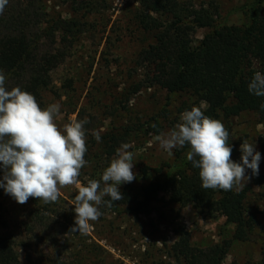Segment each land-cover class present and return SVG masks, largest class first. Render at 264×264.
<instances>
[{"label":"rangeland","instance_id":"obj_1","mask_svg":"<svg viewBox=\"0 0 264 264\" xmlns=\"http://www.w3.org/2000/svg\"><path fill=\"white\" fill-rule=\"evenodd\" d=\"M141 0H41L47 13L45 27L55 19L64 20L71 31L56 33L57 46L65 52L64 59L51 72V83L43 92V108L59 103L57 124L62 129L71 118H87V165L78 177L81 184L99 180L103 170L115 156L112 139L124 137L135 153L131 183L120 185V192L131 201L115 209L99 208L102 215L90 221L92 229L87 235L69 233L56 242L24 244V227L28 223L27 203L18 204L9 195L0 199V235L13 239L20 264H186L174 257L171 246L177 232L189 235L192 246L205 248L229 241L224 264L264 263V200L259 194L264 186L254 185L252 178L241 189H247L245 207L253 216L255 225L250 239L233 240L235 226L226 223L223 213L207 214L192 205L180 206L168 202L167 194H159L146 214L128 211L134 200L140 199L141 188L152 179L153 169L165 175L177 162L180 148L172 155L162 149L154 137L171 130L180 122L184 105H193L195 99L186 93L169 94L158 86L133 88L143 78L139 55L152 42L135 19ZM194 8L210 7L215 11L214 27L242 26L250 19L251 10L264 0H177ZM211 29H197L194 37L200 40ZM200 107L205 108L204 104ZM220 120L228 130L232 146L231 159L241 162L240 145L244 140L254 143L261 154L259 174H264V152L258 139L264 137V123L250 112L238 117ZM154 124L159 133L154 131ZM102 130V131H100ZM93 131H100L97 142ZM128 131V133H127ZM147 170L145 178L143 170ZM250 176V169H246ZM75 186L61 189L60 205L68 212L70 226L74 225ZM86 246L99 247L95 254L87 253ZM66 251H63V248ZM86 248V249H85ZM82 252L79 254V252ZM22 257V259H20ZM57 262V261H56Z\"/></svg>","mask_w":264,"mask_h":264},{"label":"trees","instance_id":"obj_2","mask_svg":"<svg viewBox=\"0 0 264 264\" xmlns=\"http://www.w3.org/2000/svg\"><path fill=\"white\" fill-rule=\"evenodd\" d=\"M214 17L215 11L210 7L194 8L177 0H141L135 19L152 42L140 52L143 78L134 86L133 93L158 86L169 94L186 93L195 99L193 105H184L181 113L204 104L202 111L213 119L250 112L259 123H264V110L260 107L264 97L248 90L257 71L264 75V6L259 2L253 7L249 21L242 26L214 27ZM46 19L41 0H8L0 14V69L6 77L5 87L11 90L18 86L30 92L42 109L43 92L51 83V72L65 57L64 50L57 46L56 33L61 29L71 31L69 24L61 19L52 20L51 26L45 27ZM204 28L211 31L196 40L195 31ZM154 125V131L159 133V127ZM112 141L114 146H120L125 138L115 137ZM258 145L264 152V137L258 139ZM187 151V145L179 149L177 162L165 175H161V169L152 170V179L142 186L140 199L134 200L128 211L146 214L152 203L158 201L159 194H167L170 203L182 207L192 205L210 215L223 213L226 223L235 226L233 240L248 241L255 222L245 207L247 189H204L199 169L186 159ZM146 173L144 169L145 178ZM2 175L0 168V179ZM251 178L254 185L264 186V174L251 175ZM3 195L5 192L0 188V199ZM122 196L111 207L102 204L101 209H115L131 202L126 195ZM259 196L264 200V191ZM27 205L25 247L38 242H56L71 233L68 212L61 207L60 198L50 204L29 198ZM0 224H3L1 214ZM176 235L177 240L171 246L176 259L186 264H224L229 241L198 248L190 244L186 232L179 231ZM86 248L90 254L99 249ZM84 258V255L79 257V264ZM0 264H20L9 235H0Z\"/></svg>","mask_w":264,"mask_h":264},{"label":"clouds","instance_id":"obj_3","mask_svg":"<svg viewBox=\"0 0 264 264\" xmlns=\"http://www.w3.org/2000/svg\"><path fill=\"white\" fill-rule=\"evenodd\" d=\"M7 4L8 0H0V14ZM5 82L0 69V168L3 172L0 188L23 205L29 198L45 204L57 202L62 188L75 186V218L69 232L87 235L92 229L90 221H97L102 215L100 206L111 207L115 201L122 200L120 185L136 178L135 153L129 150L132 145L122 143L100 179L88 180L83 185L78 177L88 163L84 127L88 119L71 118L61 129L56 122L60 116L59 103L42 109L33 94L18 86L8 90ZM248 90L264 97V75L259 71ZM260 107L264 110V104ZM100 131L92 133L97 142L101 141ZM229 136L220 120L193 106L180 115V122L171 130L161 132L154 139L169 155L173 149L187 145L186 159L199 169L204 189L240 191L251 179L246 169L251 170L252 176L259 175L261 154L254 143L244 140L240 145L241 162H234Z\"/></svg>","mask_w":264,"mask_h":264}]
</instances>
